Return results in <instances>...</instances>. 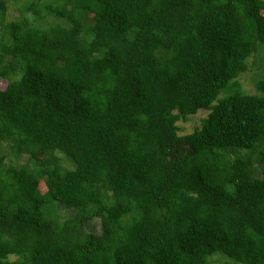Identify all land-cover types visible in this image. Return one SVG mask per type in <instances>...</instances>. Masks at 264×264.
<instances>
[{
	"label": "trees",
	"instance_id": "16d2710c",
	"mask_svg": "<svg viewBox=\"0 0 264 264\" xmlns=\"http://www.w3.org/2000/svg\"><path fill=\"white\" fill-rule=\"evenodd\" d=\"M0 81V264H264V0H0Z\"/></svg>",
	"mask_w": 264,
	"mask_h": 264
},
{
	"label": "rangeland",
	"instance_id": "374dc122",
	"mask_svg": "<svg viewBox=\"0 0 264 264\" xmlns=\"http://www.w3.org/2000/svg\"><path fill=\"white\" fill-rule=\"evenodd\" d=\"M9 12L12 13L14 9L16 8V5L14 2L9 1ZM247 65L249 66L248 70L241 74L238 79L242 89L247 92L248 94H255V84L257 82V77L260 73V65H259V59L256 56L255 58H251ZM5 83L0 81V90H4ZM208 112L204 110H200L196 115L188 117L187 121L180 120L177 123V127L180 129L179 134H190L192 133L196 128H200L202 121L207 117ZM25 159H22L21 163H24ZM64 167H68L66 163H64ZM40 191L42 193L45 192V187L40 184L39 187ZM54 212L60 215L61 213H65L66 218L71 217L73 215V211L64 210L62 207L58 206L54 209ZM86 230L90 233L98 234L99 233V222L97 220H92L89 222L86 226Z\"/></svg>",
	"mask_w": 264,
	"mask_h": 264
}]
</instances>
